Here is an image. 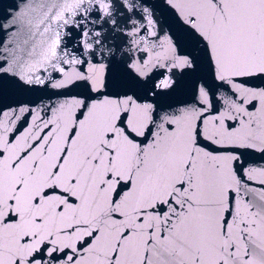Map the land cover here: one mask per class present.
<instances>
[{
  "label": "snow or ice",
  "instance_id": "6c2138e0",
  "mask_svg": "<svg viewBox=\"0 0 264 264\" xmlns=\"http://www.w3.org/2000/svg\"><path fill=\"white\" fill-rule=\"evenodd\" d=\"M164 4L188 50L149 0L0 9V83L47 96L0 108V264H264V0Z\"/></svg>",
  "mask_w": 264,
  "mask_h": 264
},
{
  "label": "water",
  "instance_id": "95a60500",
  "mask_svg": "<svg viewBox=\"0 0 264 264\" xmlns=\"http://www.w3.org/2000/svg\"><path fill=\"white\" fill-rule=\"evenodd\" d=\"M10 2L11 0H0V9L7 8ZM149 3L153 6V18L157 22V28L161 30V35L170 32L176 36L181 45L188 50V42L178 23L171 15L170 10L164 4V0H149ZM41 74H43V72H41ZM111 79L114 90H129L133 87L132 83L124 78L119 65H115L111 69ZM193 79L194 77H185L181 86L170 96L151 99H155L161 105L165 106L167 104L175 105L182 100H188L191 98L189 90ZM80 91L81 89L79 88H72L69 90L70 94H75ZM41 98L47 102V96L40 90L18 87L8 81L0 83V108H18L21 105L35 106L41 101ZM258 155L259 154H256V156H248L247 159L254 160ZM258 163L264 166V161H258Z\"/></svg>",
  "mask_w": 264,
  "mask_h": 264
}]
</instances>
